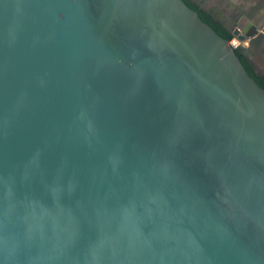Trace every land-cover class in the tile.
<instances>
[{"label":"water","instance_id":"water-1","mask_svg":"<svg viewBox=\"0 0 264 264\" xmlns=\"http://www.w3.org/2000/svg\"><path fill=\"white\" fill-rule=\"evenodd\" d=\"M0 264H264V90L182 0H0Z\"/></svg>","mask_w":264,"mask_h":264},{"label":"trees","instance_id":"trees-1","mask_svg":"<svg viewBox=\"0 0 264 264\" xmlns=\"http://www.w3.org/2000/svg\"><path fill=\"white\" fill-rule=\"evenodd\" d=\"M187 7L197 12L198 17L202 22L210 26L217 35L221 38L231 41L233 39L230 31L226 29L224 24L219 20L217 14H213L212 10H205L199 7L197 3H194L191 0H182ZM234 53L236 57L239 59L240 63L246 70L247 74L250 78L254 80V82L264 90V77L258 76L251 68L250 64L246 61L245 56L239 51V49H235Z\"/></svg>","mask_w":264,"mask_h":264},{"label":"crops","instance_id":"crops-1","mask_svg":"<svg viewBox=\"0 0 264 264\" xmlns=\"http://www.w3.org/2000/svg\"><path fill=\"white\" fill-rule=\"evenodd\" d=\"M222 1L224 3H222ZM254 1L255 0H206V10H212L215 15L217 14L219 20L227 28L231 25L228 24L231 16H235L236 14L242 15V12L251 14L252 10L256 8V2L254 3ZM223 6L226 7L223 8ZM259 13L260 14H258L257 18L261 22L258 21L256 25L258 27L260 26L259 28H261V26L264 25V11L262 9H259Z\"/></svg>","mask_w":264,"mask_h":264},{"label":"flooded vegetation","instance_id":"flooded-vegetation-1","mask_svg":"<svg viewBox=\"0 0 264 264\" xmlns=\"http://www.w3.org/2000/svg\"><path fill=\"white\" fill-rule=\"evenodd\" d=\"M191 1L200 5L205 0H191ZM262 1L263 0H257L256 1V8H254L251 12L252 16H250V13L248 14L247 12H242V15H244V17H246L247 19L250 18L251 20L255 21L254 23H257L259 21V19L257 18L258 14H260L259 9H262L264 11V7H262L264 5V3L262 4L261 3ZM253 15H254V17H253ZM241 17L242 16H240V18ZM256 28L258 29L256 38L251 42L248 41V45L239 48V51L245 56L246 61L250 64L252 70L258 76L264 77V69H261L256 64L257 63L256 62V56L261 54L262 58L264 57V51L260 50V46L263 42L262 40L264 39V31L260 30V28L257 25H256Z\"/></svg>","mask_w":264,"mask_h":264},{"label":"rangeland","instance_id":"rangeland-1","mask_svg":"<svg viewBox=\"0 0 264 264\" xmlns=\"http://www.w3.org/2000/svg\"><path fill=\"white\" fill-rule=\"evenodd\" d=\"M205 2H206V0H205ZM256 2V0L254 1V3ZM222 3H224L223 1H222ZM222 3H219V4H222ZM262 4L264 3V0L261 2ZM224 7H226V6H223V8ZM262 7H264V5L262 6ZM206 8H207V6H206ZM214 14V13H213ZM240 16H242V17H244V15H241V14H236L235 16H231V19H230V21L228 22V24H231L229 27H231V28H233L240 20H241V18H240ZM250 16H252V14H250ZM253 17H254V15H253ZM236 18V19H235ZM240 18V19H239ZM246 18V17H245ZM248 20V24H247V27H246V29H245V31H247V29L253 24V20H251L250 18L249 19H247ZM255 22V21H254ZM259 22H261V21H259ZM241 23H242V21H241ZM255 25L257 24V23H254ZM260 27V26H259ZM260 30H262V31H264V25H262L261 26V28H260ZM263 42H262V44H261V46H260V50H262V51H264V39L262 40ZM262 55L260 54V55H258V56H256V64L261 68V69H264V57L262 58Z\"/></svg>","mask_w":264,"mask_h":264},{"label":"built area","instance_id":"built-area-1","mask_svg":"<svg viewBox=\"0 0 264 264\" xmlns=\"http://www.w3.org/2000/svg\"><path fill=\"white\" fill-rule=\"evenodd\" d=\"M229 45L230 47L235 50V49H239L243 46H247L248 45V40L245 41H240L238 38L233 37V39L231 41H229Z\"/></svg>","mask_w":264,"mask_h":264}]
</instances>
